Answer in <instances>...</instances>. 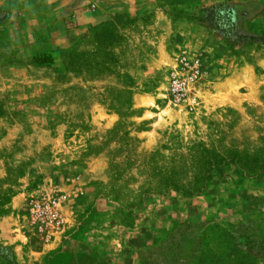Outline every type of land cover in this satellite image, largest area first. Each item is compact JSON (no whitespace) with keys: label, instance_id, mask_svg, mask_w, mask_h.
Masks as SVG:
<instances>
[{"label":"rangeland","instance_id":"1","mask_svg":"<svg viewBox=\"0 0 264 264\" xmlns=\"http://www.w3.org/2000/svg\"><path fill=\"white\" fill-rule=\"evenodd\" d=\"M218 3L240 35L264 34V0H146L84 29L73 3L53 29L47 0H0V216L44 181L27 203L57 194L63 209L53 179L70 176L76 264H264V43L209 27ZM183 57L204 74L176 106ZM0 264H20L1 229Z\"/></svg>","mask_w":264,"mask_h":264},{"label":"crops","instance_id":"2","mask_svg":"<svg viewBox=\"0 0 264 264\" xmlns=\"http://www.w3.org/2000/svg\"><path fill=\"white\" fill-rule=\"evenodd\" d=\"M47 2L52 7L51 11L48 12V16L55 19L58 17L59 19L57 22L54 20L55 26L53 29L57 27L61 29L69 24V19H67L68 9L64 10V6L72 3L80 6L77 13L74 14V19L75 21L77 20L76 23L78 22L79 29H84L90 24L107 20L112 14L121 12L125 8L137 7L146 3V0H47ZM57 3H59V6L56 7ZM157 17L166 18L167 20L163 11H159ZM53 180L54 183L58 182L56 185H58L59 191L67 197L63 207L67 223L66 227L58 232L52 241L38 243L35 239L31 240L30 233L32 229L21 233L17 232L19 226L23 225L21 222L22 214L24 216L28 211V198L33 193L40 191L44 187L45 181V183L43 182V184L36 186L34 189L29 188L28 184H26L3 207V213L0 216L2 242L4 245L14 247L20 264H36L38 261L41 264H76L73 260L77 257L75 249L76 246L82 243L81 236L79 237L77 232L81 223L78 212L76 213V209H78L77 203L79 202L77 195L80 187L70 176L69 180L68 178H56ZM47 192H50V190ZM35 245H40L41 248L34 250L33 247ZM25 249H30V252L25 253Z\"/></svg>","mask_w":264,"mask_h":264},{"label":"built area","instance_id":"3","mask_svg":"<svg viewBox=\"0 0 264 264\" xmlns=\"http://www.w3.org/2000/svg\"><path fill=\"white\" fill-rule=\"evenodd\" d=\"M203 74V63L200 59L183 57L170 75L168 85L170 102L176 106L187 103ZM62 204L63 198L57 194L29 199V222L43 242L52 241L54 236L66 227L67 221Z\"/></svg>","mask_w":264,"mask_h":264},{"label":"trees","instance_id":"4","mask_svg":"<svg viewBox=\"0 0 264 264\" xmlns=\"http://www.w3.org/2000/svg\"><path fill=\"white\" fill-rule=\"evenodd\" d=\"M205 19L209 27L217 30L222 36L229 39H247L264 43V34L258 37L242 36L238 32V25L234 8L230 4L218 3L205 9ZM1 22V20H0ZM51 60L50 54L36 57L40 64L48 63Z\"/></svg>","mask_w":264,"mask_h":264}]
</instances>
